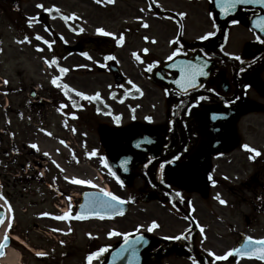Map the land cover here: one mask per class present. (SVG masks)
<instances>
[{
	"label": "flooded vegetation",
	"instance_id": "flooded-vegetation-1",
	"mask_svg": "<svg viewBox=\"0 0 264 264\" xmlns=\"http://www.w3.org/2000/svg\"><path fill=\"white\" fill-rule=\"evenodd\" d=\"M14 2L19 3L18 0ZM102 2L116 5L115 1ZM210 12L211 0H124L120 8L122 22L117 33L111 32L113 36L97 32L87 35L81 24L73 21L70 43L60 37L53 40V48H57L53 53L60 63L59 67L68 69L60 73V77L71 73L80 77L102 75L112 78L107 68L117 63L124 79L132 82L131 86L124 88V100L126 95H136L135 102H122V110L116 117L111 114L109 104L100 103L97 106L107 110L104 116L108 123L88 122L99 142V146L93 149L97 153L93 157L108 161L116 156L119 138L132 132L164 136L160 150L151 149L141 162L131 167L132 180L137 179L140 185L134 188L133 193L126 191L141 205L155 210L139 215L145 226L153 220L160 225L151 233L140 229L151 241L149 262L155 261L154 264H192L189 247L201 254L204 263L211 261L209 251L221 254L219 249L223 247L224 240L222 235H216L207 226V212L212 214L210 221L213 222L218 216H214L211 208L217 206L232 213L240 203L238 198H230L223 199L227 203L221 204L218 198L211 197L214 196L211 191H225L223 184L215 182L218 171L215 162L228 155L206 156V150L214 140L210 126L218 122L222 128L231 127L236 148L239 149L243 145L239 135L241 122L249 116H264V44L257 42L249 29V20L254 13L243 10L237 19L239 23L233 25L230 23L231 19H235L232 15L220 18L217 24ZM32 24L39 23L24 22L22 25L27 27ZM145 24L148 26L145 27ZM210 31H214L215 35L206 40L199 39ZM121 35L124 39L119 41ZM66 45L72 46L73 51ZM34 46L45 48V44L37 38H34ZM176 48H180L181 52L169 60ZM233 48L238 50H231ZM231 54L239 55L241 60L234 59ZM109 55L116 59L106 60ZM205 59L209 61L205 69L209 75L198 77L204 87L190 89L187 95L182 94L174 83L179 79V69L169 67L170 62L192 60L199 63ZM68 60H72L69 62L71 65H67ZM166 63L169 65L163 68ZM149 64H155L152 71L147 70ZM82 89L78 88L76 92H83ZM76 92L71 91L75 100L78 99ZM200 96L206 99L193 107L192 104ZM82 101L81 98V104ZM181 101L184 105L177 109L176 105ZM90 104L92 107L95 105L93 102ZM146 117L152 119L147 120ZM109 169L107 164L106 170L111 174ZM151 169L155 171L153 182L147 176ZM117 185L127 188L124 182L117 181ZM111 191L115 192L112 187ZM243 201L247 206H255L254 200ZM246 228L249 226L246 225ZM181 233L188 239L164 238ZM245 235L249 236L245 232H237L233 246ZM217 240H220L219 244L215 242Z\"/></svg>",
	"mask_w": 264,
	"mask_h": 264
},
{
	"label": "rangeland",
	"instance_id": "rangeland-1",
	"mask_svg": "<svg viewBox=\"0 0 264 264\" xmlns=\"http://www.w3.org/2000/svg\"><path fill=\"white\" fill-rule=\"evenodd\" d=\"M18 1L17 5L11 6L6 5L5 1L0 2V193L13 208V212L9 213V219L13 222L11 229L7 227L9 236H18L27 245L46 255L37 256L14 241L9 247L20 254L19 264H87L86 257L91 250L112 246L123 238H110L107 235L109 231L134 234L137 226L144 225L139 220L140 213L155 210L151 206L141 205L131 194L126 193H133L134 188L140 185L137 179L127 188L118 186L100 163L101 159L90 155L99 146V142L88 122L108 123L109 120L102 114H91L92 111L86 105L69 107L66 102L67 107H62L64 100L51 83L53 76H59V63L50 65L47 62L53 56V52L47 48H42L40 53L33 50L36 48L35 34H41L44 40L52 41L40 25L24 27L22 24L39 14H51L50 25L53 30L70 43L71 20L65 21L63 16L74 13L76 21L87 35L96 34L98 28L117 33L122 22L120 8L124 0H112L116 3L114 6L106 5L102 0L100 3L97 0ZM54 6L59 12L44 10L54 9ZM25 36L29 37L30 42L24 41ZM70 61H67V65L72 64ZM5 80L8 81L7 84L4 83ZM62 82L70 89L84 88L82 91L88 96L99 92L100 98L110 105L111 114L115 116L122 110L119 103L121 92L114 88L112 78L102 75L80 77L70 73L62 77ZM126 82L123 87L132 85L128 80ZM251 120L254 122H250ZM239 134L244 143L262 150L264 116L247 117L241 122ZM32 144H36L37 148H32ZM38 144L44 145L52 155H56L59 164L49 155L39 152ZM215 165L218 170L216 178L233 185L244 181L256 169L248 163L241 151L219 159ZM64 172L78 179H90L98 186V175L105 178L116 195L124 200L132 199L128 212L111 222L78 220L74 215L68 220L56 219L55 217L63 215L69 209L75 213L77 194L99 189L74 184L65 179ZM260 181L261 185L253 188L256 196L252 192L241 194L244 199L255 198L256 206H247L241 199L232 213L216 206L215 209L211 208L214 216H218L213 222L210 221L212 214L207 212V226L216 235H222L224 240L219 253H225L232 247L237 240V232L264 238V176ZM214 192L211 191V194L216 197L228 198L223 190ZM258 195L261 196L260 200L257 199ZM45 212L50 215H41ZM1 227L0 225V232ZM141 229L146 230V226ZM215 242L219 244L220 240ZM93 264L99 262L94 260Z\"/></svg>",
	"mask_w": 264,
	"mask_h": 264
},
{
	"label": "snow or ice",
	"instance_id": "snow-or-ice-1",
	"mask_svg": "<svg viewBox=\"0 0 264 264\" xmlns=\"http://www.w3.org/2000/svg\"><path fill=\"white\" fill-rule=\"evenodd\" d=\"M101 0H97V3H100ZM109 2H112V0H109ZM211 2L214 3L215 8H217L219 10V15L221 17H228L233 13H236L237 10L242 7V6H246V5H253V6H260L262 10H264V0H211ZM38 7L43 8V5H38ZM45 11H57L59 12L58 8L54 9H44ZM179 15L183 16L185 15L184 13H180ZM209 15L211 16L212 13L210 12ZM75 18V14L73 13L71 16H63V19L65 21L67 20H71ZM29 23H31V21H29ZM230 23L235 25L237 23H239V21L237 19H231ZM251 25H252V29H256L258 30L260 33L264 34V14L261 13H256L255 18L252 19L250 21ZM145 27H147L148 25L145 24ZM75 31V29H73ZM80 31H83V29H80ZM97 33L102 34L104 36H113L114 34L111 32H107L105 31L104 28H98ZM215 35L214 31H210L208 33H206L203 36H200L199 39L201 40H206L212 36ZM36 38L38 40H44V38L42 36H40L39 34H37ZM124 39V37L121 35L119 38V41H122ZM256 41L264 44V36L262 35H256L255 37ZM24 41H29V37L25 36L24 37ZM118 41V42H119ZM30 42V41H29ZM66 42V41H65ZM45 44H48L49 47H51V43L48 40H44ZM223 47V46H221ZM38 50H43V49H39L38 46ZM145 52L149 51L148 49H144ZM181 52L180 48H176V50H174L171 55L168 57L169 60H171L173 57L177 56L179 53ZM83 55L88 56L87 53H83ZM233 55V58L240 61L241 57L239 55ZM89 59H92L91 56H88ZM138 60L140 59V56L137 55L136 57ZM106 60H115L116 58L112 55L106 56L105 57ZM50 65H56L57 61L56 58L53 57L50 61H47ZM208 63L209 61L207 59L203 60L202 62L199 63H193L192 60H180L176 63H173L171 65H169V67L171 68H177L179 69L180 72V76L179 79L175 80L174 83L176 85L179 86L182 94L187 95L190 89H195L197 87H201L203 88L204 85L202 83L199 82L198 77H207L209 75L208 71H206L205 69L208 67ZM59 72L61 74L65 73L68 71V69L64 68V67H59L57 65ZM155 67V64H149L147 67L148 71H152V69ZM241 71H243V68H241ZM60 76H53L51 83L56 86L57 88H60L61 85L58 83V81L60 80ZM5 84L8 83L7 80L4 81ZM129 83H132L131 81H129ZM135 87V85H133ZM245 87H248L247 85H245ZM63 88L65 90L69 89V86L67 84L63 85ZM71 91L76 92L75 89H71ZM137 91H139V89H137ZM210 91H214L213 89H210ZM65 95H68V91H65ZM76 95L78 97H81L83 99L92 101V100H99L100 99V93L97 92L94 96H88L86 95L84 92H76ZM206 99V97L204 96H200L196 101H194V103L192 104V106L194 107L196 103H198L199 101H202ZM237 99H239L237 97ZM69 100H71V104L73 107H79L80 105L77 104V101L75 99H72L71 96H69ZM225 103H232V101H226ZM184 102L181 101L180 103H178L176 105L177 109H180L181 107H183ZM62 107H67V105H62ZM99 111V109H97ZM72 115H74V113H72ZM147 120H151V117H146ZM50 134V133H49ZM149 143H151V141H148ZM61 143H63V141H61ZM32 148H37L36 144H32L31 145ZM137 147H139V144L137 145ZM242 147L245 150H248L249 152L253 153L254 155L250 156L251 159L255 160L257 157H259L262 153L260 152V150L251 147L248 144H243ZM45 155H48V153H45ZM90 155H97V153L95 152V150L90 153ZM150 162V161H149ZM100 163L105 165L107 167V160L104 158H101ZM124 164V171H127V161L123 162ZM59 167V165H57ZM161 169H163V164H161ZM111 171V169H109ZM42 174V173H41ZM111 174L113 176H116L115 172H111ZM117 180L119 181L120 178L118 176H116ZM65 179H69V177L65 176ZM209 179H211V176H209ZM121 184L123 183L122 181H120ZM72 183L74 184H78V185H90L93 188H99L98 185H95L93 183L92 180L90 179H78L73 177L72 178ZM214 183V181H213ZM177 195H179V193H177ZM85 196V202L83 204H81L79 206L80 211H77L73 214V212L71 211V209H69V211H66L63 215L57 216L55 217L58 220H68L69 218H71L73 215L75 216L76 219H85L87 216H98L101 219L107 217H111L113 215L116 214H123V210H122V205L126 203L125 200H123L120 196L114 194L112 191H109L107 189H103L100 188L98 192H85L84 193ZM219 199V197H217ZM0 199H4L5 204L7 205V211L9 213L13 212V208L10 204V202L7 200L6 197L3 196L2 193H0ZM219 202L221 204H226L227 201L223 200V199H219ZM41 215L47 216L50 215V213H42ZM4 222V212L0 211V223ZM8 228L11 229L13 226V222L12 219L10 218L8 220V224H7ZM144 225H139L137 226V228L134 230L135 232V236L133 237L132 233L129 232H119L116 230H112L108 232V236L114 237V236H122L123 237V243L120 244L119 248H117L115 250V252L112 253V260L108 261V264H114V261L117 258L120 257H124L125 255L127 256V264H139V246L142 245H147L149 243V241L146 239V236L144 234L141 233L140 229L144 228ZM160 225L158 224L157 221L153 220L151 222L150 225L146 226V231L148 233L153 232L155 229L159 228ZM200 231L203 232V227L200 228ZM91 235V234H90ZM165 239H172V240H180V239H188V237L184 236L183 233H181L180 235L177 236H173V237H164ZM8 241V236L7 234H5L4 237V242L0 243V249H2L3 247H5L6 243ZM61 243H63V241H61ZM111 246H102L100 248H98L95 251L90 252L87 257H86V261L87 264H93V261H101V258L103 257V254L108 252L109 248ZM0 254H2V252H0ZM37 256H44L46 255V253L44 252H37L36 253ZM209 255L211 257H213V259L210 262H205V264H216V262L218 261H226L229 259V257H236L237 259V264H239V259L241 257H247V258H257L261 261H264V238H254L252 236H247L244 238L243 242L238 246V247H234L228 251H226L223 255H217L215 252H211L209 251ZM192 264H198V261L193 258Z\"/></svg>",
	"mask_w": 264,
	"mask_h": 264
},
{
	"label": "water",
	"instance_id": "water-1",
	"mask_svg": "<svg viewBox=\"0 0 264 264\" xmlns=\"http://www.w3.org/2000/svg\"><path fill=\"white\" fill-rule=\"evenodd\" d=\"M242 7L253 9V10H257L259 13L264 14V10H262L260 6L246 5V6H242ZM242 7H240L238 9V11H240L242 9ZM254 18H255V16L253 17V19ZM250 28H251V30H253L256 33V35L264 36V34L260 33L258 30L252 29L251 23H250ZM113 73H114V76L116 77L115 78L116 79V83H119L120 80L117 78V76L115 75L114 71H113ZM134 140H136V143L133 142ZM149 140L151 141L152 137H148L147 135L140 134V133H136V134H134L133 137L124 139V142L122 143V146H121V149H120V151H121L120 152V156H123V157L127 158L128 161H130L132 163H134L136 161H140L142 156H144V154L146 153V151L148 149L147 146L149 144V142H148ZM132 143H133L134 146L131 145ZM138 144H139V147H137ZM231 149L232 148L230 147V148H228L227 150H225L223 152L230 151ZM214 153H219V152H214ZM119 157L113 159V162H115L114 164H112L113 168H114V165L117 166V167H119V166L123 167V164L121 162L122 159H120L121 157L120 158ZM117 174H118L119 177H121L122 179H124L126 181L130 177V175L128 173H126V174L117 173ZM84 202H85V196H84V193H83L82 199H81V201H80V203L78 205L77 211H80L79 206L81 204H83ZM121 207H122V210H123V213H124L126 211V205L123 204ZM118 214H116V215H118ZM148 247H149V245L148 246L147 245L139 246V264H144L145 263V254L143 252H144L145 249H148ZM117 248H119V246L115 247L107 255L106 260H105V262L103 264H108V261L112 260V253L115 252V250ZM195 255L197 256L196 253H195ZM197 258L199 259V257H197ZM114 264H127V256L125 255L124 257L117 258L114 261Z\"/></svg>",
	"mask_w": 264,
	"mask_h": 264
},
{
	"label": "bare ground",
	"instance_id": "bare-ground-1",
	"mask_svg": "<svg viewBox=\"0 0 264 264\" xmlns=\"http://www.w3.org/2000/svg\"><path fill=\"white\" fill-rule=\"evenodd\" d=\"M38 151L41 152V153H43V154L48 153V155L53 159V161L56 164H59V161L57 159V156L56 155H52L50 153V151L45 148L44 145L38 144ZM65 176L69 177V179H67V180L72 181V178H73V175L72 174H70L68 172L67 173L64 172V177ZM3 206L4 205H3L2 201L0 200V208H2ZM6 228H7V220H5L3 222V224H2V229H1V232H0V238H1L2 234L5 232ZM14 239L19 244L23 245L25 248H27L28 250H30L31 252H33V253L40 252L39 250H35L32 247H30L29 245H27L26 242H24V240H22L18 236H15L14 235ZM19 255L20 254L17 251H15L14 249L8 248L7 251H6L5 256L0 259V264H19L18 263Z\"/></svg>",
	"mask_w": 264,
	"mask_h": 264
}]
</instances>
